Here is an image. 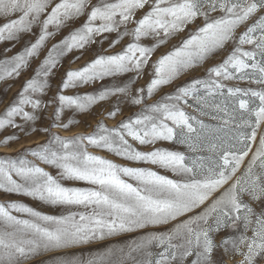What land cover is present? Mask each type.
<instances>
[{
  "label": "snow or ice",
  "instance_id": "6c2138e0",
  "mask_svg": "<svg viewBox=\"0 0 264 264\" xmlns=\"http://www.w3.org/2000/svg\"><path fill=\"white\" fill-rule=\"evenodd\" d=\"M82 17L78 28L49 49L0 116V129L20 128L18 117L36 121V113L48 107L39 97L50 88L49 77L60 58L97 43L96 37L107 39L106 33L117 34L110 48L127 37L131 40L121 52L97 54L65 74L60 94L54 98L60 105L57 118L65 108L84 112L112 96L122 95L142 107L114 128L100 123L93 134L70 138L52 133L47 144L28 150L55 169L56 175L27 159L0 158V191L65 209L55 215L24 203H0V264H29L50 253L57 254L52 264H218L214 252L220 248L242 256L239 264L264 259V0H0V18L7 21L0 25V42L17 41L21 34L39 28L35 42L0 61V79L18 77L51 37ZM242 26L245 30L237 35ZM185 30L187 36L179 44L152 61L159 48ZM146 39L152 43H142ZM228 43L234 45L231 52L207 69L204 78L148 102L162 87L202 66ZM150 62L149 84L133 93L131 85ZM127 73L135 75L123 86L105 87L96 94H63L69 88ZM228 81L260 87L229 86ZM29 107L31 111L26 110ZM186 108H194L198 115ZM119 111L116 108L108 115L115 118ZM202 117L218 123H206ZM72 123L55 126L68 129ZM13 139L18 137H7L4 144ZM160 142L184 145L193 155L154 147ZM134 144L152 150L143 151ZM89 146L168 170L175 178L152 167L117 164L92 154ZM246 158L244 171L237 175ZM79 183L87 186H72ZM169 225L166 231L147 232L125 247L88 257L67 251ZM224 229L234 234L217 245L213 234ZM153 248L159 251L154 253Z\"/></svg>",
  "mask_w": 264,
  "mask_h": 264
},
{
  "label": "rangeland",
  "instance_id": "374dc122",
  "mask_svg": "<svg viewBox=\"0 0 264 264\" xmlns=\"http://www.w3.org/2000/svg\"><path fill=\"white\" fill-rule=\"evenodd\" d=\"M96 0H93L95 3ZM140 13L137 14L139 18ZM15 18V17H12ZM6 18H0V25L4 24ZM84 22V18L76 20L74 23L70 22L67 27L62 28L55 36L51 37L47 42L45 47L40 51L39 55L30 60L29 65L21 70L20 75L5 77L0 79V116H3L6 110L10 105L17 99L18 94L22 91V88L27 80L33 77L35 70L42 63L44 58L47 56L49 49L52 48L54 44L59 43L64 37H66L71 31L78 28ZM200 21H197L199 24ZM250 23V22H249ZM135 25H129V27H134ZM196 25H190V28H195ZM246 26H242L238 29L237 35L242 33L245 30ZM50 31L54 29L50 28ZM39 34V28H34L32 33L21 34V38L17 41H3L0 42V61L5 59H11L13 56L20 53L25 46L31 42H35ZM107 39L103 37H96L97 43L87 45L82 50H73L68 52L66 55L60 58L59 65L53 70V74L49 77L50 88L47 90L46 94L40 96L44 104H47L48 107L42 108L39 110L36 115L38 119L34 122H25L21 118H16V123L20 124V128L15 127H6L0 129V158L8 157L12 159H27L38 164L41 167H44L47 171L51 172L53 175H56V170L41 163L35 157L31 156L28 150H35L40 145L47 144L51 140L52 133H57L62 137H74L77 135H90L96 132L97 125L103 123L109 128L116 127L121 121L134 116L135 113L140 111L142 106H135L130 103V101L124 96H112L107 100L100 101L93 105L89 110L81 112L75 108L68 109L65 108L60 112L59 117L57 118V112L60 109L58 101L54 98L60 94V85L62 80L65 77V74L71 70H77L93 60L97 54H115L121 52L123 48L130 42L131 38L127 37L120 44L114 48H110L109 44L112 40L116 38V33H106L104 34ZM187 36V30L185 32L178 34L174 37L167 46L159 48L152 56V61L157 60L161 55L167 53L171 50L173 45L179 44V42ZM100 40H103V43H99ZM142 43L145 45H150L152 43L151 39L143 40ZM234 45L228 43L225 48L216 54L212 55L202 66L196 67L189 70L183 74L179 79L175 80L172 84L162 87L154 96L148 101L149 103H154L159 100L162 96L170 94L175 91L178 86L184 85L185 83L196 79L204 78L206 76L207 69L210 67L216 66L226 56L231 52ZM248 49L250 46H244ZM79 57V59H77ZM151 62L149 67L145 70L144 74L138 79L134 84L131 85L133 93L135 89L145 87L149 84L151 79ZM134 73L122 74L118 77H106L103 80H98L95 83L88 85H83L77 88H69L63 92L64 95L77 96L84 94H96L105 87H111L113 85L126 84L134 76ZM229 86H238L240 88H253L258 89L260 86L254 83L247 81H228L226 82ZM203 94V92H201ZM243 99H248V97H241ZM219 99V98H217ZM258 103V101H256ZM192 103V101H190ZM119 108V113L115 118L109 117V112ZM26 110L31 111V108ZM186 111L196 114L194 108H186ZM206 123L216 124L218 121H212L209 117H202ZM69 121H74V123L69 125L68 129L63 127H56L57 124H68ZM43 129H49L46 133ZM264 131V128H262ZM15 136L18 139L11 140L8 144H4V141L7 137ZM259 141V136L257 137V143ZM87 144V141H85ZM135 147L143 151H150L152 148L150 146H141L139 144H134ZM154 147L167 148L170 150H176L184 152L186 155H193L190 153L184 145L174 144L171 142H160ZM88 151L94 155L101 156L105 159L112 160L113 162L123 165V166H143V167H152L154 170L159 171L162 175H167L171 178H175L173 173L168 170L157 168L152 165H143L137 164L135 162H130L114 155L111 152H108L104 149L95 148L92 146L88 147ZM251 155V154H250ZM250 158V156H249ZM245 159L244 164L241 166V169L238 171L237 175H240L247 164ZM72 184V182H66ZM72 186L86 187L87 185L83 183L75 184ZM247 201L249 198L244 197ZM7 202H19L24 203L30 207H33L39 211L44 212L45 214H55L59 215L65 213V209L61 207H52L46 205L38 200H35L31 197L18 195V194H9L3 191H0V203ZM255 207V205H254ZM197 211H200L199 209ZM169 226L149 228L139 230L133 233H124L117 237H111L104 241H96L92 244L83 245L79 248L67 250L69 253H75L76 255H82L88 257L94 255L98 252H104L109 248H118L127 246L132 240L138 239L147 232L151 231H166ZM232 229H224L219 233H215L214 240L217 245L221 241L227 238L230 235H233ZM248 235H251L249 232ZM152 251L158 252L159 249L153 248ZM57 255L56 253H50L45 256L37 257L34 260L30 261L29 264H52V257ZM214 258L217 260L218 264H239V261L243 259L242 256L234 254L232 252H225L222 248L214 252ZM256 264H264V259L257 258Z\"/></svg>",
  "mask_w": 264,
  "mask_h": 264
}]
</instances>
